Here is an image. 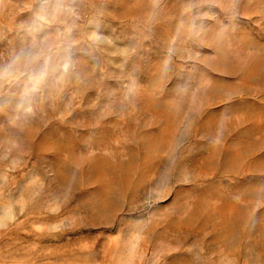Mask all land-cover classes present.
Wrapping results in <instances>:
<instances>
[{
  "label": "rangeland",
  "instance_id": "obj_1",
  "mask_svg": "<svg viewBox=\"0 0 264 264\" xmlns=\"http://www.w3.org/2000/svg\"><path fill=\"white\" fill-rule=\"evenodd\" d=\"M0 264H264V0H0Z\"/></svg>",
  "mask_w": 264,
  "mask_h": 264
},
{
  "label": "clouds",
  "instance_id": "obj_2",
  "mask_svg": "<svg viewBox=\"0 0 264 264\" xmlns=\"http://www.w3.org/2000/svg\"><path fill=\"white\" fill-rule=\"evenodd\" d=\"M65 67V71L67 70V65H65L64 66ZM23 75H25V72H23V73H21V76H23ZM41 75H43V73L41 74ZM19 77H17V79H18ZM29 80H32V76L31 75H29Z\"/></svg>",
  "mask_w": 264,
  "mask_h": 264
}]
</instances>
